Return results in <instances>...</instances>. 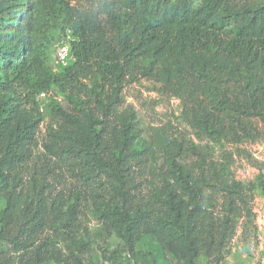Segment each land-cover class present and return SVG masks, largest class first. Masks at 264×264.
<instances>
[{"label": "trees", "instance_id": "obj_1", "mask_svg": "<svg viewBox=\"0 0 264 264\" xmlns=\"http://www.w3.org/2000/svg\"><path fill=\"white\" fill-rule=\"evenodd\" d=\"M53 31L71 38V59L56 69L47 63ZM192 54L229 59L253 77L208 64L181 70L136 64L138 56L165 64ZM0 69V94L13 92L27 105L36 106L38 94L52 89L83 98L64 114L66 133L57 140L58 169L69 191L114 202L98 210L122 238L150 234L191 257L211 218L200 204L176 205L175 196L236 191L216 166L194 164L198 149L177 126L141 125L123 98L125 83H159L179 100L183 122L213 142L264 137V4L253 0H0ZM12 114L0 103V139L6 141L0 176L8 175L0 264L37 258L49 245L33 194L42 170L31 165L27 129ZM55 204L61 205L58 197ZM163 207L170 216H157Z\"/></svg>", "mask_w": 264, "mask_h": 264}, {"label": "rangeland", "instance_id": "obj_2", "mask_svg": "<svg viewBox=\"0 0 264 264\" xmlns=\"http://www.w3.org/2000/svg\"><path fill=\"white\" fill-rule=\"evenodd\" d=\"M262 4L264 0H253L255 6ZM52 35L47 63L56 69L55 45L63 35L56 31ZM194 63L253 77L235 62L212 55L192 54L165 64H155L150 55L136 59L140 68L181 70ZM4 77L0 69V80ZM122 95L126 103L132 104L145 128L168 122L177 126L198 149L199 154L192 159L194 164L216 166L236 194L213 196L204 188L180 191L175 196L176 205L200 204L211 218L201 249L193 257L150 234L141 232L126 240L108 220L101 218L98 210L99 204L114 205V202L101 201L94 193L69 191V179L58 169L56 147L59 135L66 133L64 114L70 113L74 102H82L83 98L52 89L37 97V105L31 106L18 101L13 92L3 90L0 103L13 112L14 123L25 125L29 137L26 151L31 165L42 170L33 194L42 205L40 218L46 223L43 239L49 244L37 258L23 255L17 258L16 264H264V231L258 228L254 212L263 188L264 137L237 145L211 141L183 122L179 100L166 95L161 85L152 80L128 81ZM5 144V139H0V152ZM7 180L8 175L0 176V226L8 216ZM56 197L61 200L58 209ZM170 214L168 207L157 212L158 217Z\"/></svg>", "mask_w": 264, "mask_h": 264}, {"label": "built area", "instance_id": "obj_3", "mask_svg": "<svg viewBox=\"0 0 264 264\" xmlns=\"http://www.w3.org/2000/svg\"><path fill=\"white\" fill-rule=\"evenodd\" d=\"M70 39H71L70 34L67 33L65 36H63L57 41L55 45L56 67L66 65L71 59ZM45 94H46L45 92L39 93L37 97H42ZM263 179H264V172H263ZM259 201H260L259 204L255 206L254 212H255L258 228L264 231V188L262 190V195H260Z\"/></svg>", "mask_w": 264, "mask_h": 264}]
</instances>
